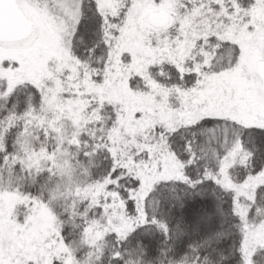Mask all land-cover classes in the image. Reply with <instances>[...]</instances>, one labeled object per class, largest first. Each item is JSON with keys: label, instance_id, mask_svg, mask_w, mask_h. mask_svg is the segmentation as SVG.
<instances>
[{"label": "trees", "instance_id": "16d2710c", "mask_svg": "<svg viewBox=\"0 0 264 264\" xmlns=\"http://www.w3.org/2000/svg\"><path fill=\"white\" fill-rule=\"evenodd\" d=\"M260 4L84 0L69 42L53 28L54 65L42 53L0 101V190L49 206L75 264H245L244 228L264 223V107L212 68L225 42L254 55ZM208 90L223 106H197Z\"/></svg>", "mask_w": 264, "mask_h": 264}, {"label": "rangeland", "instance_id": "374dc122", "mask_svg": "<svg viewBox=\"0 0 264 264\" xmlns=\"http://www.w3.org/2000/svg\"><path fill=\"white\" fill-rule=\"evenodd\" d=\"M258 1L264 9V0ZM83 3L84 0H20L17 3L30 24V32L18 41H0V101L11 93L10 81L36 75L42 62V53H50L49 57L45 56L44 61L47 66L54 65V48L47 46L55 38L53 28L67 27L62 35L64 42H69L70 30L79 19ZM153 13L166 15L163 11ZM238 53L235 45L225 42L223 48L215 53L212 70L219 72L221 76V73L230 70L238 71L241 77H245L246 86H251L249 104L264 107L262 80L257 72L258 63L264 61V38L253 51L254 55L249 58H242ZM214 92H203L198 103L196 102L197 106H223L220 97L213 99ZM220 121L225 122L223 129L227 133H236L240 123L239 119L234 120L228 113ZM211 131L214 133L216 127L211 128ZM59 229V221L49 206L29 201L13 191L0 190V264H51L54 260L63 264H75L73 251L62 242ZM261 245H264V223L248 224L243 233L245 264H251L250 255Z\"/></svg>", "mask_w": 264, "mask_h": 264}, {"label": "water", "instance_id": "95a60500", "mask_svg": "<svg viewBox=\"0 0 264 264\" xmlns=\"http://www.w3.org/2000/svg\"><path fill=\"white\" fill-rule=\"evenodd\" d=\"M151 26L164 27L167 16L162 13H151L147 17ZM30 32V24L19 10L16 0H0V41L13 42L25 38ZM257 72L262 80L264 92V61L257 65Z\"/></svg>", "mask_w": 264, "mask_h": 264}, {"label": "flooded vegetation", "instance_id": "af4514ba", "mask_svg": "<svg viewBox=\"0 0 264 264\" xmlns=\"http://www.w3.org/2000/svg\"><path fill=\"white\" fill-rule=\"evenodd\" d=\"M166 16H167V20H168V22H167V24L169 23V21H170V18H169V16L166 14Z\"/></svg>", "mask_w": 264, "mask_h": 264}]
</instances>
